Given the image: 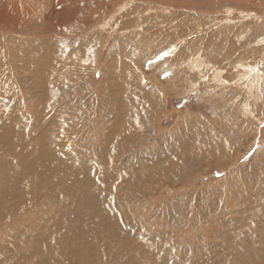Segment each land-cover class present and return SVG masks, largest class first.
Segmentation results:
<instances>
[{"label": "rangeland", "instance_id": "1", "mask_svg": "<svg viewBox=\"0 0 264 264\" xmlns=\"http://www.w3.org/2000/svg\"><path fill=\"white\" fill-rule=\"evenodd\" d=\"M5 1L63 28L0 31V264H238L264 248V98L248 113L218 79L264 71V0Z\"/></svg>", "mask_w": 264, "mask_h": 264}, {"label": "bare ground", "instance_id": "2", "mask_svg": "<svg viewBox=\"0 0 264 264\" xmlns=\"http://www.w3.org/2000/svg\"><path fill=\"white\" fill-rule=\"evenodd\" d=\"M85 2H86V4L84 5L85 8H82L83 6L80 7V5L84 4ZM254 2H255V0H254ZM38 3H37V5H38ZM61 3H62V5L59 4V0H48L49 10L57 9V8H54L57 6H64V5L69 6L70 5L73 9H75L76 6H78L80 8V11L86 13V12H89V9H91L92 7H95L97 4H103L104 2H103V0H62ZM26 5H23L20 3V6H18L17 3H13L11 1L7 3L5 0H0V31H2V33L0 32L1 34L6 33L7 35H9L12 33L13 34L21 33L24 36H28L30 34L34 35L38 32L35 30L36 26L37 25L41 26L44 23L49 25V27H53L57 30L59 28L62 31L61 28H63V24L61 25L62 22L57 18V15L49 16L46 13H41L38 16V14H35L36 13L35 12L36 6H37L36 3L33 7L29 8V9L26 8ZM117 10L120 11L119 8ZM78 12H79V10H78ZM242 12L248 13V11H245V10H242ZM242 12H241V14H243ZM249 13H251V12H249ZM252 14H254V13H252ZM72 18H74V19L77 18V17H75V12L73 13ZM110 18H111V20H113L115 18V14L111 15L109 17V19ZM109 19H107V20H109ZM33 20H35V22H34V26L32 27ZM51 21H52V23H51ZM65 21H67V20L65 19L64 22ZM110 21L108 24L111 23ZM28 27H29V29H28ZM57 33H58V31H57ZM40 35L42 37V34H40ZM16 56H17V54H16ZM201 57H202V54L193 58L191 62H193L194 66L196 65V67H200L204 70L205 68L208 67V65H210V63L207 61H204V58H201ZM238 67L240 68L239 74H238L239 79L235 78V77L233 78V79H236L237 81H235V82L231 81L230 82L229 76L223 75L222 71H220V76L218 77V79L221 83H223L225 85H229L231 83L234 84L235 87L238 89V92L240 94H244L246 97H248V101L250 100V102L247 105L249 108L251 107V109L248 110V113H252L253 107L258 108V101H259L260 97L264 98L263 93L260 92V90H259V88H260L259 85H260L262 79H264V71H262L261 74H259L257 72L254 73L253 70L256 68L255 66L249 65V64L247 65L245 62H241V61H239ZM43 79H41V81H39V82H41L44 85ZM40 97H41L40 101H42L43 105H44L46 102L45 101L46 99L43 100L44 94L42 93ZM255 101H257L256 104H255ZM254 104H255V106H254ZM261 114H264V112L259 113V115H261ZM10 135H11V133H9L8 136H10ZM0 141L4 143V146H3V144H1V146H0V147L3 146L1 151L3 153L10 152V146H12L10 144V142H11L10 138L3 137V138H0ZM2 222H3V217L0 213V224H2ZM64 243H65V245L73 246V249H74L75 245H77V244H81L83 246H86V244L84 242L81 243L79 240H77V241L68 240V241H65ZM62 245L63 244L59 243L58 247H60ZM1 248L2 247H0V249ZM3 248L5 249V247H3ZM4 249H3V251H4ZM250 250L253 254H250L247 257L239 256L238 264H264V260L262 261V258L259 256V255L264 256V248L258 249L257 247L256 248L252 247ZM245 252L246 251L242 250L240 253H245Z\"/></svg>", "mask_w": 264, "mask_h": 264}]
</instances>
